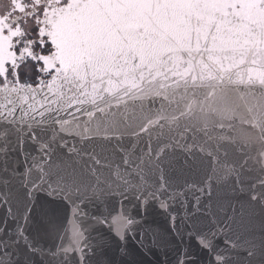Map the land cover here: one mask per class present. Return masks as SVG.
<instances>
[{
    "label": "water",
    "instance_id": "obj_1",
    "mask_svg": "<svg viewBox=\"0 0 264 264\" xmlns=\"http://www.w3.org/2000/svg\"><path fill=\"white\" fill-rule=\"evenodd\" d=\"M260 15L70 0L0 85V264H264Z\"/></svg>",
    "mask_w": 264,
    "mask_h": 264
},
{
    "label": "flooded vegetation",
    "instance_id": "obj_2",
    "mask_svg": "<svg viewBox=\"0 0 264 264\" xmlns=\"http://www.w3.org/2000/svg\"><path fill=\"white\" fill-rule=\"evenodd\" d=\"M69 1L8 0V7L0 9V37L6 46L0 52V85L45 83L51 76L62 72L50 38L55 20ZM208 1L227 11L221 0ZM260 9L264 12V4ZM241 14L246 16L244 18L249 16L244 12L237 15ZM32 26L36 32L31 31ZM37 45L40 46L38 50L35 49ZM28 67L31 75L26 70ZM34 69L37 74H32Z\"/></svg>",
    "mask_w": 264,
    "mask_h": 264
},
{
    "label": "trees",
    "instance_id": "obj_3",
    "mask_svg": "<svg viewBox=\"0 0 264 264\" xmlns=\"http://www.w3.org/2000/svg\"><path fill=\"white\" fill-rule=\"evenodd\" d=\"M221 2L225 4L227 11L238 10L239 13L244 12L249 16H258V20L262 17L260 8L264 4V0H221Z\"/></svg>",
    "mask_w": 264,
    "mask_h": 264
},
{
    "label": "rangeland",
    "instance_id": "obj_4",
    "mask_svg": "<svg viewBox=\"0 0 264 264\" xmlns=\"http://www.w3.org/2000/svg\"><path fill=\"white\" fill-rule=\"evenodd\" d=\"M3 6H5V8L8 7V0H0V9H1V11L4 8ZM232 12H234L236 14H239V11L238 10H232ZM241 16L246 17L244 14H241ZM247 19L250 20V21H254V20H257L258 19V16H253V15L252 16H248ZM31 31L32 32H36V28H34V26H32L31 27ZM39 47L40 46L37 45V46H35V49L38 50ZM26 70H27V72H29L28 75H31V73H30V67H28ZM31 72H32V74H37V72H36L35 69L32 70Z\"/></svg>",
    "mask_w": 264,
    "mask_h": 264
}]
</instances>
